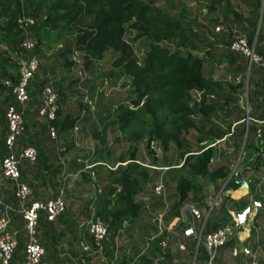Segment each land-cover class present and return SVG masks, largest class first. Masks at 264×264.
Returning a JSON list of instances; mask_svg holds the SVG:
<instances>
[{
    "label": "trees",
    "instance_id": "16d2710c",
    "mask_svg": "<svg viewBox=\"0 0 264 264\" xmlns=\"http://www.w3.org/2000/svg\"><path fill=\"white\" fill-rule=\"evenodd\" d=\"M224 1L210 0L206 13H213ZM241 1L248 7L251 20L244 25L238 16L232 17L234 23L244 32L247 44L251 45L259 0ZM153 4L154 0H147L145 4L139 0H26L21 6L18 0H0V41L11 51H19L21 58L26 55L19 47L24 33L22 26L17 24L23 15L33 22L28 28L35 43L30 55L47 63L44 67H37L27 87L28 96L29 89L38 94L37 111L40 107V93L44 87L50 85L47 77L51 75L54 80L53 87L50 86L56 96L55 118L50 122L40 119L46 131L48 126H52L56 135H64L67 132L71 135L80 119V107L78 106L77 113L68 112L66 98L71 89L82 81L57 78L75 69L77 63L74 55L80 57L79 69L85 72L90 71L93 64L110 54L108 77L114 76L121 80L122 88L127 89L126 99L115 103L108 115L94 114L101 130L106 127L116 129L120 142L128 146L129 157L124 166L105 172L109 179L108 185L104 187L107 192L100 203H97L94 213L95 217L107 225L108 230H113L112 236L103 246L110 243L116 233H127L135 220L145 217L143 214L145 215L146 206L151 203L150 197L147 203L141 202V197L138 198L150 178V169L137 160L138 145L141 141H145L148 154H151V145H156L163 154H167L171 147L175 150L178 162L166 165L171 183L164 181V186L171 188L176 196L169 207L172 217L176 216L178 209L189 196L191 199L199 196L197 200L203 201L200 181L212 186L215 183H224V191L239 189L234 174L228 179L230 169L227 164H209L214 153L211 143L222 136L229 135L228 147L235 157L241 152V161L237 167L240 168L241 175L255 174L264 168L261 154L264 149V126L258 125L264 121L262 69L251 65L248 71V122L244 135L242 126L234 125L242 121V118L234 113L237 107L228 109L237 102L235 94L243 89L244 77L237 82L234 81L235 78L232 79L225 91L223 82L212 78L213 69H206L207 65L211 67L214 63L216 66H228L227 69L233 75L240 69L242 73L245 71V58L229 50L232 37L229 33L222 36L221 46L215 40H209V37L202 40L193 29L171 19ZM263 19L264 16L261 21ZM126 34H131L134 42L142 41L144 49L141 54H135L125 40ZM263 40L264 33L259 31L254 52L264 60V49L260 44ZM46 52H50L49 57ZM7 63L9 65V61L0 56V69L4 70L3 66ZM16 79L17 75L11 76L9 80L12 85L16 83ZM4 80L0 77V94L6 93L7 103L14 104L10 88L3 85ZM220 109L227 110V115L223 117L228 123L225 131L218 132L211 128L204 131L203 126L209 124L211 116ZM83 110L84 114L80 120L82 125L93 116V113H88L86 106H83ZM4 113L0 109L1 135L5 132L4 129L6 130ZM258 127L261 134L259 139H256L255 131ZM191 131L198 134L194 140L197 151H190L183 140ZM91 136L102 143L100 135ZM51 144L54 145L52 139ZM3 152L7 154L4 140L0 141V153ZM99 152L102 150L99 149ZM41 160L36 152L33 164L38 165ZM122 160L123 155L119 162L122 163ZM155 174L158 176V173ZM92 179L88 182L92 183ZM257 184L252 180L248 191L255 202L260 201L256 199L253 189ZM263 189L264 181L259 191ZM210 213L211 211L205 219L202 234L211 231ZM257 216L258 213L254 221ZM40 218L45 220L43 213L39 214L38 220ZM253 229L254 225L250 235H253ZM232 243L233 241H230L227 245L232 247ZM154 253L142 255L134 264H152ZM147 255L151 257L147 259ZM199 259H203L206 264L207 255L200 246L196 250L193 264H200ZM211 264H214V260Z\"/></svg>",
    "mask_w": 264,
    "mask_h": 264
},
{
    "label": "crops",
    "instance_id": "0c3cea01",
    "mask_svg": "<svg viewBox=\"0 0 264 264\" xmlns=\"http://www.w3.org/2000/svg\"><path fill=\"white\" fill-rule=\"evenodd\" d=\"M259 31L264 33V19L258 24L257 17L254 35ZM241 32L244 34L242 30ZM260 44L264 46V40ZM18 55L17 63L20 59V52L11 51L6 44L0 41V56L7 59L9 63L10 61L16 62ZM6 65L8 66V63ZM6 65L3 66L4 70L0 69V77L4 78V81H10L9 79L12 75L8 74L9 71H7ZM262 72L264 74L263 69ZM63 75L60 78H63ZM28 93V102L21 108L24 123L23 132L18 136L14 144L13 153L18 155L22 149L31 148L39 153L42 160L38 165L24 160L19 162V182L27 185L30 189V195L25 205L33 202L44 203L54 197L59 189L62 188L64 190L63 202L65 211L62 216L60 215V217L50 223L45 222L44 218H40L37 223L35 230L36 239L43 250L41 264H120L121 262L134 264L142 255L154 252L152 264H193L196 255L193 246L198 227L203 221L205 222L210 211L211 231L207 233L212 232L217 227L233 222L235 220L234 216L242 213L250 202L254 201L248 193L249 183L252 180L258 183L253 188L256 199H260L258 202L254 201L258 206L253 207L245 219L243 224L245 228L243 230L240 229L235 236L227 241V243L233 241V246L230 247L226 243L225 245L227 246L224 245V248L217 250L214 264H264V197L262 196L264 189L259 191V187L264 181V168L255 174H242L244 176L240 174L243 181L247 183V189L239 187L238 190L224 191V183H215L214 186L208 185L205 188L206 193L202 191L201 194L203 201L197 200L195 202L194 199V202H192L193 199L189 196L186 202L178 209L176 216L172 217L169 207L176 199V196L171 188L164 186V181L171 183L167 176L169 171H167V167L164 169L165 171L163 170L164 172L157 170L160 168H156L152 162L143 157L140 154L139 147L137 153L138 163L158 173L157 180L150 186L154 173L150 171L149 181L144 185V191L138 197L147 196L151 198V203L146 206L145 215L143 214V216L148 218L141 217V219L135 220L127 233L119 232L112 237L110 243H106L103 246L101 251L96 250L92 246V241L88 234V220L86 221V219L89 215V206L87 205L91 203V200L82 196L88 188L84 185L89 183L88 181L91 178L93 179L92 183H89V187L98 189L108 185L109 179L106 177L105 172L107 170L113 171L116 167L124 166L127 163L129 159L127 154L128 146L125 148L126 153L119 154L118 149L122 144L119 135H100L102 140V143H100L99 141H94L90 135H78L76 138V135H69L70 132L64 135H56L52 146L51 139H48L49 135H46L47 131L43 127V122L36 114V109L39 106L38 94L33 92L32 89H29ZM8 105L6 93L0 94L1 111L5 112ZM114 105H110L108 114ZM79 107L81 109L79 112L81 120L84 110L82 106ZM76 109L70 104L67 108L68 112L74 113H77ZM245 115L248 121L247 113ZM258 125L264 126V121L258 123ZM246 127L247 123L243 128L244 135ZM1 131L2 129L0 128V141L6 137V130L4 129L3 135H1ZM257 131L259 132L258 136L256 135ZM260 134L261 129L258 127L255 131V138L259 139ZM228 136L224 135L221 139L211 143L214 153L209 164L211 166L227 164L230 172L234 169V172L241 173L240 168L236 167L239 160H241V154L240 158L238 154L236 159L231 150H229ZM48 146L51 149L46 148ZM99 149L102 152H99ZM261 154L264 159V149ZM122 155L123 162L120 163L119 158ZM174 155L176 156V153ZM5 156V152L0 153V160ZM44 158L45 160H43ZM233 158H235V161L234 166L231 168L230 165ZM77 180L81 181L76 182L83 187L81 190L74 189L73 185L71 188L70 182ZM158 183H161L164 188L163 199L150 196L151 189ZM214 191H216L215 194H213ZM0 202L4 207L9 208V211H7L9 225L6 228V233L17 240L18 248L16 247V249L18 251L15 250L12 261L14 264H22V251L25 244L23 222L13 198V186L10 182L1 179V177ZM186 206L196 209L199 216L195 218L186 214L184 216L185 223H180L181 212ZM204 211L205 214L202 216ZM257 213L258 216L254 221ZM158 215H162L160 224L155 222ZM252 225H254L253 235H250ZM186 228L190 229L189 235H185L183 232ZM149 257L151 255H147V259ZM199 260L200 264H204L203 259Z\"/></svg>",
    "mask_w": 264,
    "mask_h": 264
},
{
    "label": "built area",
    "instance_id": "2783aa9c",
    "mask_svg": "<svg viewBox=\"0 0 264 264\" xmlns=\"http://www.w3.org/2000/svg\"><path fill=\"white\" fill-rule=\"evenodd\" d=\"M263 16L264 0H259L257 9L258 24H260ZM17 24L22 26V28H27L31 26L33 22L28 18H20L17 21ZM214 30L217 33L223 32L220 26H216ZM228 33L232 37L229 50L240 54L245 58L247 69H249L251 65H257L264 70V60L254 52L257 33L254 35L251 45L247 44L245 35L234 28L230 29V31L226 34ZM27 37V34L24 33V38L19 45L20 49L25 53L32 51L35 45L34 41ZM37 67V59L26 54L23 58L18 60L16 83L12 85L10 81L3 82L5 87L10 88L14 104L8 105L4 113L6 121V137L4 139V146L7 154L0 160V177L4 181H8L12 184L15 205L23 222L25 244L22 251V264H41L43 250L39 246L35 234L39 214L43 213L45 221L50 223L57 219V217L64 211L62 188L57 191L54 197L44 203L33 202L25 205L26 200L30 195V189L27 185L19 182L18 165L22 160L33 163L36 159V152L34 149L25 148L22 149L18 155L13 153L14 144L18 136L23 132L24 127L21 108H23L28 102L27 87L36 72ZM83 79H85V74L80 71L79 80L82 81ZM83 103L90 105V103L86 101V98H84ZM55 111L56 96L51 86L48 85L44 87L40 93V107L37 111V117L46 122H50L55 118ZM74 131L75 130L72 132L75 135ZM47 132L50 139L55 140L56 131L52 126H48ZM258 134L259 132L257 131L256 135L258 136ZM232 173H235L234 169ZM150 195L152 198L163 199L164 188L162 184L158 183L155 185L151 189ZM140 201L147 203L148 197H142L140 198ZM7 211H9V208L4 207L0 202V264H14L12 258L17 247V240L6 233V228L9 225ZM186 214L195 218H198L199 216L196 209L191 206H186L181 212L179 220L180 223H185L184 216ZM161 219L162 215H158L155 222L160 224ZM203 225L204 221L201 224L198 234L196 233L195 236L194 253L196 254L198 246L202 247L207 255L206 264H211L214 260L216 251L222 248L227 241L239 231L241 226H239L237 221L234 220L227 225L217 227L210 233L202 234ZM87 228L93 247L96 250L101 251L103 244L108 241L109 230L107 225L99 218L92 216L87 222Z\"/></svg>",
    "mask_w": 264,
    "mask_h": 264
},
{
    "label": "rangeland",
    "instance_id": "374dc122",
    "mask_svg": "<svg viewBox=\"0 0 264 264\" xmlns=\"http://www.w3.org/2000/svg\"><path fill=\"white\" fill-rule=\"evenodd\" d=\"M18 1H20V5L23 6L26 0H18ZM139 1L144 4L147 3V0H139ZM209 2L210 0H173L172 2H168L164 0H154L153 6L156 9L167 14L171 19L177 21L184 27H190L191 29H193L200 39L203 40L209 37L210 38L209 40L211 39L215 40L217 44H219L220 46L222 45V41H223L222 36H224L228 32V28L230 29L234 28L235 30L239 32H241L242 30L241 28L238 27L237 24L234 23L232 15L238 16V18H240V20L244 21L245 23L251 20V15L248 12V7H246V4L242 3L241 0H225L222 3V5L214 9L213 13H210V12L206 13V7L209 4ZM20 18H26V17L22 15L20 16ZM216 26H220L223 32H218V33L215 32L214 29ZM29 27L22 28L24 29L22 31L23 33L27 34L28 36L27 38H31L32 40H34V38L32 37V33L29 32L28 30ZM125 40L131 45L136 55L141 54V51L144 49L142 41L134 42L132 40L131 34H126ZM31 52L32 51L27 52L26 54L29 56H32L30 55ZM46 53L48 54V56L47 55L46 56L49 57L50 52H46ZM18 58H19V55L16 57V62L10 61L9 65L8 66L6 65V69L7 71H9L8 73L9 75L16 76V70H17L16 63H17ZM74 59L77 65L75 69H73L71 72L65 73L66 75L65 74L63 75V78H65L66 80H69V79L79 80V72H80L79 66L81 65V60L78 55H74ZM37 61H38V66L41 65L42 67H44L47 65V63H44L43 61H40L39 59ZM110 63H111V55L108 54L104 57L102 61L93 64L90 71L84 72L85 79H83L82 82L80 83L78 82L79 84H77L76 86H74L73 89H71V92H70L71 94L67 96L66 98V103H68L67 106H69V104L73 105L74 109H76L77 106H82V107L86 106L88 113L90 114L93 113V116H91L88 122L83 125L80 123V119H79V123H77V126L74 127L73 129L75 130L74 132H75L76 138L78 135H90V137H92L91 135H95V134L97 135H118L116 129L112 127H106L105 130H101V127L98 123V118L94 116V114H97V113H100L102 115H107L109 112L108 108L110 107V105L115 104L117 102L124 101L128 93L126 88H122L123 83L121 80L117 79L114 76L108 77L109 72H110ZM209 66L207 65L206 69L207 68L213 69L212 78L221 80L225 86L224 88L225 91L227 90V87L230 81H232V79L235 78L234 81L237 82L239 79L244 77L243 89L239 90L235 94L237 102L228 107V109L229 108L232 109L233 106L237 107L234 113L237 115V117L242 118V121L235 123L234 125L236 127L242 126V128H244L246 123L248 122L246 120L245 114L248 113V109L246 106L247 105L246 104L247 103L246 102L247 101L246 100L247 98L246 90L248 89L247 79H248L249 69L245 67V71L243 73L240 69L235 73V75H233L227 69L228 66L226 65L216 66V64L213 63L211 64V67ZM57 78L60 79V76H57ZM53 81L54 80L51 75L47 77V82L52 87H53ZM84 98H86V101L89 102L90 105L83 103ZM225 115H227V110L225 109H220L217 113L213 114L211 116L210 121L208 122L209 124H206L203 126L204 131H206L208 128H211L212 130H215L218 132L225 131L226 126L228 124L227 122H225V119H223ZM71 135H74V133L71 132ZM196 135H198L196 132L191 131L189 132V134L183 137L185 146L188 149H190V151L198 150V148L196 147L194 143ZM94 141H98V140H94ZM138 147L140 149V154L146 159H148L149 162H152V164L156 168H160V169H157V170H161L160 172L165 171L164 169L166 168V165H172L178 162L176 156L174 155L175 150L173 147H171V150L167 154H163L161 153V151L158 149L156 145H151V148H150L151 154H149V156L145 150V141H141ZM125 148H127V145L122 143L118 149V153L119 154L126 153ZM232 160L233 161L230 165L231 168L234 166V161H235L234 158ZM240 161L241 160H239L238 163H240ZM236 167H238V164ZM150 171L154 172L152 175L153 181L150 182L151 183L150 186H152L154 182L157 180L156 179L157 175L155 174L157 173V171H154V170H150ZM79 181L80 180L70 182L71 188L73 185L74 189L76 188L77 190H81L83 187L79 186L80 184H77ZM199 184L201 185L202 191L206 193L205 188L208 185H206V183H204L203 181H200ZM84 186L88 188L85 190V193L82 196L87 197L88 199L91 200V203L87 205L89 206L88 207L89 215L86 219L87 221L92 216H94L97 203H100V200L103 199L107 191L104 190L105 186L99 187L98 189L89 187V183H86ZM215 192L216 191H214L213 194H215ZM262 196L264 197V194H262ZM197 198H195V202L197 201ZM192 202H194V199ZM204 214H205V211L202 212V216ZM200 227L201 225L198 227V232L200 230ZM244 228H245V225L243 227H240L241 230H243ZM112 232L113 230L109 229V236H108L109 238L112 236Z\"/></svg>",
    "mask_w": 264,
    "mask_h": 264
},
{
    "label": "water",
    "instance_id": "95a60500",
    "mask_svg": "<svg viewBox=\"0 0 264 264\" xmlns=\"http://www.w3.org/2000/svg\"><path fill=\"white\" fill-rule=\"evenodd\" d=\"M240 154L239 153V158H240ZM233 175L232 172H230L228 179ZM234 177L236 178V182L239 185L240 188L243 189H247V183L243 181V179L240 177V173L239 172H235L234 173ZM258 206V204H256L254 201H251L250 204L248 205V207L240 214H236L235 220L237 221V223L239 224V226H243L245 219L247 218V216L249 215V213L251 212V210L253 209V207ZM185 235H189L190 234V229L186 228L185 231H183Z\"/></svg>",
    "mask_w": 264,
    "mask_h": 264
}]
</instances>
